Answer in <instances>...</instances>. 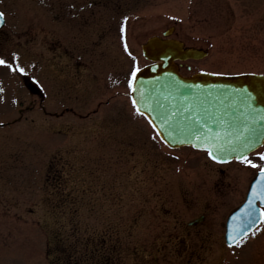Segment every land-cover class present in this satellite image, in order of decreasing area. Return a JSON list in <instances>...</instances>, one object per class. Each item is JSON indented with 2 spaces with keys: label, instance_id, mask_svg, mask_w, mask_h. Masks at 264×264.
Masks as SVG:
<instances>
[{
  "label": "rangeland",
  "instance_id": "1",
  "mask_svg": "<svg viewBox=\"0 0 264 264\" xmlns=\"http://www.w3.org/2000/svg\"><path fill=\"white\" fill-rule=\"evenodd\" d=\"M66 1L0 0V55L24 69L0 65V264H264V220L232 247L186 225L192 188L214 195L213 186L247 183L254 170L232 162L222 172L198 149L169 148L128 97L133 69L147 63L141 43L165 24L207 51L183 61L184 74L264 73V0H120L131 59L79 70L48 58V42L64 39ZM98 23L101 47L114 45L104 16L86 23V44L100 39ZM19 101L34 107L20 114ZM229 190L223 206L237 200Z\"/></svg>",
  "mask_w": 264,
  "mask_h": 264
},
{
  "label": "water",
  "instance_id": "2",
  "mask_svg": "<svg viewBox=\"0 0 264 264\" xmlns=\"http://www.w3.org/2000/svg\"><path fill=\"white\" fill-rule=\"evenodd\" d=\"M164 34H169V30ZM142 50L152 62L138 69L130 96L167 145L204 148L219 161L238 159L261 145L264 74H182L176 59L198 58L206 52L183 47L181 41L172 38L150 37ZM247 206L248 202L228 221V244L233 243L228 240L229 234L237 240L256 224L257 218L240 222L239 231L236 230L235 220Z\"/></svg>",
  "mask_w": 264,
  "mask_h": 264
},
{
  "label": "flooded vegetation",
  "instance_id": "3",
  "mask_svg": "<svg viewBox=\"0 0 264 264\" xmlns=\"http://www.w3.org/2000/svg\"><path fill=\"white\" fill-rule=\"evenodd\" d=\"M119 1L120 0H67L65 3V14L68 17L64 23V39L62 41L59 39H52L48 42L47 46L50 52L48 58L52 60L66 59V62L70 67L75 70H79L81 67L83 68L86 64H91L92 62H114L117 60V57H119L121 61L123 60V57H125V61L131 59L132 53H130L131 49L129 41L133 38V35H130L132 21L130 22L128 19H122V15H128L127 3L125 2V7H123ZM88 4L96 6V8H86ZM102 16H104L105 23L106 20L109 22V25L107 24V29H111L109 32L112 33L114 39L117 38L116 40H118L114 45H108L106 48L101 47L100 34L106 24H102L101 27L99 23L97 24V32L99 33L98 37H100V39H94L88 44L84 41L86 23L91 21L101 22ZM128 27L130 33L128 32ZM117 29L119 30V35L117 34ZM173 33H175V29ZM35 42L37 43V40H35ZM57 80L58 79L55 75L51 76V81L55 83ZM63 88L69 90L68 94L74 92L71 91L67 85ZM82 90L83 89H81V91ZM118 92L119 91L117 90L115 93ZM200 151L205 154L207 159H210L205 151ZM257 153H264V142L262 146L248 154L253 156H247L245 158L248 160H255L257 157L255 155H257ZM214 162L220 166L222 172H224V169L221 165L232 162L239 163L241 165L239 168L243 171L250 169L254 170L247 180V183L241 185L236 184L234 186H231L230 184L213 186L211 191L214 195L208 193L210 192L209 189L205 190L204 187L200 185H197L198 187H194L191 190L189 202L192 203L195 209L193 211V216L186 225L194 230L195 235H204L206 237L219 236L224 240L228 216L233 210L247 200L250 184L255 178L259 167L254 169L255 167L244 163L242 159L231 160L224 163L217 161ZM232 187L238 189L239 194L237 200L231 204V206H223V202L229 199L233 194V190H229ZM200 203H202V205H200ZM255 203L256 205H259V200H256ZM262 222L243 238L257 230ZM197 226H200V229L197 228L198 230H195V227ZM101 256H99V261H102Z\"/></svg>",
  "mask_w": 264,
  "mask_h": 264
},
{
  "label": "snow or ice",
  "instance_id": "4",
  "mask_svg": "<svg viewBox=\"0 0 264 264\" xmlns=\"http://www.w3.org/2000/svg\"><path fill=\"white\" fill-rule=\"evenodd\" d=\"M4 17V13L0 12V20H2ZM12 59L14 60L15 59V53L12 54ZM0 65H7L10 69L12 70H17V71H20V72H24V69L19 67V65H13L9 59H6L3 55H0ZM138 72V69H133L132 71V77L134 78L136 76ZM132 83L133 81L130 79L129 80V87L131 88L132 86ZM133 91H135V89H133ZM133 105L135 106L136 105V100L133 99L132 101ZM136 111L137 113L143 115V113L140 111L139 108H136ZM0 123H2V121H0ZM153 127H155V125H153ZM209 156L212 158V159H216V156L211 152L209 151ZM257 155L260 157L261 160H264V153H257ZM240 159L243 160L244 163L246 164H249L251 165L252 167H257V165L255 163H253L252 160H248L244 157H239ZM259 173H260V178H261V187H260V190L257 191V188L255 186H252V192H253V195L255 197H257L259 200H262L264 201V166H261L259 168ZM262 217H264V210H262ZM228 240L232 241L233 243H243V241H236L235 238L229 234L228 235Z\"/></svg>",
  "mask_w": 264,
  "mask_h": 264
}]
</instances>
